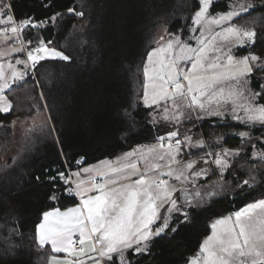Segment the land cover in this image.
Listing matches in <instances>:
<instances>
[{
  "label": "trees",
  "instance_id": "1",
  "mask_svg": "<svg viewBox=\"0 0 264 264\" xmlns=\"http://www.w3.org/2000/svg\"><path fill=\"white\" fill-rule=\"evenodd\" d=\"M253 1L254 7L235 23L254 29L255 43L238 56L264 58V0ZM231 5V0H217L211 12H229ZM10 6L16 22L30 19L37 24L21 32L24 49L50 41L49 47L70 57L40 61L35 77L30 72L8 91L11 110L0 111V156L13 146L15 119L35 110V104H46L52 122L26 133L19 153L1 170L0 264H49L54 253L37 240L43 213L79 203L60 174L69 176L81 159L85 165L114 159L158 140L151 110L143 103L145 64L155 49L157 31L186 32L201 5L197 0H10ZM69 8L84 15L69 13ZM251 80L261 94L258 103L264 105V70L254 69ZM217 124L207 120L197 132L208 141L223 135V146L236 150H242L244 142L234 133L250 131L252 137L264 139V127ZM257 146L264 150V143ZM251 154L249 148L235 159L221 195L204 207H190L187 219L178 218L154 237L147 253L131 251L129 261L189 264L212 234L215 219L264 195V160Z\"/></svg>",
  "mask_w": 264,
  "mask_h": 264
},
{
  "label": "snow or ice",
  "instance_id": "2",
  "mask_svg": "<svg viewBox=\"0 0 264 264\" xmlns=\"http://www.w3.org/2000/svg\"><path fill=\"white\" fill-rule=\"evenodd\" d=\"M197 2L202 6L195 13V22L198 25L202 24L207 31H211V26L231 21L242 12L254 7L249 3L236 4L233 6L232 11L218 16H211L209 8L213 4V0H197ZM10 8L9 4L4 3V0H0V16H6L7 18L6 21L0 20V23L9 22L13 24L10 29H2L3 32L11 31L13 36H17L25 28L37 26L30 19L22 20L19 24H16L13 15L9 14ZM5 9L9 11L6 12ZM68 12L78 16L84 15L83 12L77 13L75 8H69ZM58 15L60 14L57 13L56 16L51 17L52 22H55ZM216 35H221V33H216ZM255 37L256 31L254 29L235 25L223 29L222 33L223 40L228 41L230 38H236L241 43H244L245 40L255 43ZM214 39L215 37H213ZM206 41L207 37L201 39L200 47L194 49L179 39H170L167 41L166 47L154 49L153 54H171L174 51V46H176L179 49V54L169 56L167 60L163 56L159 57L157 61L158 68L151 69V75L149 76L152 81V95L149 97L146 92L145 102L149 98H151L152 104L171 99L173 106L177 107L176 99L187 96L190 98L188 107L195 104L198 108L204 109L205 104L201 102L200 97H207L210 101L216 96H223L226 99L233 100V102L243 99L246 104L237 106L244 107L248 120L264 123V105H255L251 101V97L261 95L260 93H250L249 96H245L243 89L237 91L234 87L229 86L226 92L225 88L220 86L224 81H235L239 84L241 78L247 77L254 71V66L249 62L260 58L249 55L236 60L229 54L226 56L227 65H224L220 62V56L215 55L220 49L211 47ZM28 43L31 44V40ZM50 43V41L47 43L40 41L33 50L28 51V60L32 62L33 67L40 61L49 58L70 59L63 52L49 47ZM13 51H20V49H13ZM209 52L213 53L212 58H209ZM153 54H149V63H152ZM183 60L191 62L190 70L178 69L177 61ZM17 63L21 62L17 61ZM9 67H12V65L10 64ZM259 67L264 70V62ZM2 68L3 66L0 65V78H3L4 75ZM148 73L149 69L145 68V74ZM12 75L13 82L24 78V74L13 72ZM246 86L247 81L245 80L244 88ZM10 87L11 85L7 82L0 84V93ZM0 101H3L0 104V111L9 112L12 105L7 97L0 95ZM167 111L165 109V112ZM236 118L239 119L240 117ZM168 135L169 138H172L176 137L178 133L171 132ZM241 135L246 136L247 133H241ZM188 139V137H185V140ZM160 140L161 142L157 146L149 147L140 153L134 150L126 154V157L135 156L138 160L143 159L145 161L144 173H140L139 178L133 179L131 183L122 184L119 187L111 188L109 191H103L106 184H116L117 180L109 179L107 173H100L105 178V183L93 185V187L100 189L101 195L85 199L82 205L69 208L64 212L59 209L44 212L43 221L38 225L40 245L44 246L50 243L55 252H71L76 255L75 242L72 240V236L78 232L81 237L79 243L82 245L79 249V255L89 256L94 264H101L100 259L91 257L90 254L98 253L99 257H107L108 260H112L114 254H119L122 257L124 250L132 248L133 245H136L135 251L140 252L143 250L139 247L142 242L148 241L154 235L158 236L165 232L169 224L167 218L159 216V207L164 203H169L171 207L168 211H179V209L176 200L172 199L175 189L169 185L167 180L161 177L167 175L174 177L177 181H180L182 177L187 180L188 177H184L183 170H173L171 168L166 173L158 172L155 178L149 175L163 167L156 161L167 158L171 163H177L176 156L179 154L181 141L177 139L173 145L172 143H163V137ZM199 143L202 144L203 141ZM260 155L264 156V153ZM193 163H187L184 166L185 169H191ZM214 163L221 168L228 166L227 161L221 156H217ZM125 170H129L127 174H125ZM85 171H90V169H85ZM110 171L118 174L120 179L129 180L139 173V168L137 163L130 162L123 165L122 168H112ZM205 171V169H201L199 172L192 173V175L198 177L204 174ZM60 175L63 177L64 174L61 173ZM244 183L247 185L248 181H244ZM195 195L199 196L200 193L197 192ZM209 195H215V193H209ZM157 201L160 203L158 204ZM256 209L264 211V199L247 205L244 210L237 212L235 224L228 223L230 217L216 221L212 227L215 229L217 225H221L220 231L214 232L204 241L203 258L193 259L190 264H264V218L247 225L241 223V217L252 220L250 213ZM184 215L187 218V213H184ZM158 219H162L163 223L161 226L156 227L155 231H152L150 226ZM172 230L175 231V229ZM86 242L90 245L87 249L83 247ZM76 264H82V262H76Z\"/></svg>",
  "mask_w": 264,
  "mask_h": 264
},
{
  "label": "rangeland",
  "instance_id": "3",
  "mask_svg": "<svg viewBox=\"0 0 264 264\" xmlns=\"http://www.w3.org/2000/svg\"><path fill=\"white\" fill-rule=\"evenodd\" d=\"M216 1L217 0H213V3ZM6 2L7 1L4 0V3ZM231 2L232 5L230 7V11L233 10V6L236 4H243V3L252 4V2L254 1L231 0ZM6 4H8V2ZM212 5H210L209 8V13L211 16H218L224 14V13L213 14L211 12ZM250 9L251 8H249L248 10ZM246 12H242L241 14ZM239 16L234 17L231 21H225L221 25L211 26V31L205 30L202 24L200 25L196 24L195 17L192 26H190L186 32L182 30L179 34H170L167 32L166 28L159 29L157 31L155 49L166 47L167 41H169L170 39H179L184 44H187L195 49L200 47V40L207 37L206 42L209 43L211 47L220 49V51L216 52L215 55L220 56V62L223 63L224 65H227V59H226L227 55L230 54L234 57V59L239 60L242 58L238 56L239 52L242 49L248 48L252 44L251 41H247V40H245L244 43H241L236 38H230V40L228 41H225L222 38L223 29L232 25L239 27V25L235 23L236 22L235 19L238 18ZM15 23L19 24V22H15ZM12 26L13 24L11 23L5 28H11ZM216 33H221V35H216ZM18 36L19 38H21V32L18 34ZM213 37H215L214 40ZM13 49L22 50L21 42L15 45V47H10V48L0 47V65L3 66L2 71L4 73L3 78H0V84L7 82L9 85H11L10 88H6L3 93H0V95L6 96L8 101H9L8 91L11 90L16 83H19L21 81V80H16L15 82H13V75H12L13 72H16L18 74H24L23 79H25L30 72L34 77L36 76V69L33 72L28 62L24 61L21 58V56H17V54L20 51H13ZM9 52H11V55H9ZM150 54H153V50L151 51ZM178 54H179V49L178 47L174 46V51L171 54L169 53L153 54L152 63H149V59H148L149 56H148L145 64V68L149 69V73L147 75L145 74V89H144L143 103L144 106L148 107L151 110V118H152L151 123L158 128L159 137L155 143L137 146L128 153H131L134 150L137 153H140L141 151L149 147L157 146L161 142L160 140L161 137L164 138L162 142L165 144L172 143L174 145L175 140L177 139L181 141L180 151L179 154L176 156L177 163H171L166 158L165 160H161L164 163L162 165L163 166L162 168L167 169L164 173H166L169 170V168L173 170H183L184 177H188V179L185 180L182 177L180 181H177L174 179V177H169L167 175H163L161 178L165 180V178L163 177H167L166 179L169 182V185L175 189L172 195V199L176 200L177 207L179 209L177 213L179 212L184 216V219H187L189 214L188 213L189 208L187 206L189 204H192V202H189V200L187 199L188 197L187 195L193 192L201 193L207 199L205 201L200 202V204L196 203L197 206L196 208H198V205L201 204L204 207V205L206 206V203L208 202L210 203L212 201L213 197L222 194L220 189H223L224 179L231 170L232 165L237 157H239L245 151H248L249 148H252V154H251L252 159L264 160V156L260 155L261 153H264V150L261 147L257 146L259 142L264 143V139H261V137L259 138L252 137L250 131L234 133L240 135L241 139L244 142L243 149L236 150L223 146V141L225 138L223 135L222 136L220 135L219 137H216L213 140H209L210 141L209 142L203 136H200V134L197 132V128L200 127L205 121L211 120L213 118L217 119V123H218L217 125H224V124L229 125V124L239 123L246 126L262 127L261 125H264V123L248 120V115L245 112L244 107L237 106V105L246 104V101L243 99H239L233 102V100L226 99L223 96H216L214 99L210 101L207 97H200L201 102L205 104L204 109L198 108L195 104H192L191 107H188V105L190 104V98H188L187 96L184 98L176 99L177 107L173 106V101L171 99L163 100L158 104H152L151 98H149V100L145 102V93L147 92L149 97H151L152 95V87H151L152 81L149 79V76L151 75V69L158 68L159 65L157 64V61L159 57L163 56L167 60L169 56H176ZM208 55L209 58H212L213 53L209 52ZM251 55H255V54H251ZM255 56L259 57L258 55ZM259 58H260L259 60L249 62L251 65L254 66V69L260 68L259 65L262 62H264V58L261 57ZM51 59H60V58H51ZM17 61H20L21 63H17ZM177 63L179 70H185V71L190 70V66H191L190 61L183 60V61H177ZM10 64L12 65V67H9ZM251 74H249L247 77L241 78L239 84H237L235 81H224L220 86L224 87L226 92L229 86L234 87L237 91L243 89L245 96H249L250 93H257L252 87ZM245 80L247 81L246 88H244ZM257 100H258V95L251 97L252 103H254L255 105H260ZM2 103L3 101H0V104ZM165 109H167L168 111L165 112ZM233 109H235V111H233ZM236 117H240V118L237 119ZM48 123L52 124L45 103L43 105V108L41 107V105H39V103L35 104V110L31 111L30 113L23 112L21 116L15 119V121L12 124V128H13L12 130L14 135L13 146L7 150L5 155L0 156V175H1V170H3L4 164L9 159L15 157L19 153L22 145L21 143L22 139L25 137L26 133H30V131L41 129L44 127V124L48 125ZM171 132H177L178 135L176 137L169 138L168 134ZM241 133H247V135L244 136L241 135ZM185 137H188L189 139L185 140ZM200 141H203V143L202 144L199 143ZM210 153L212 155H209ZM126 154H123L120 157L114 159H105L103 161H99L89 165H85L84 160L81 159L78 162L79 168H77L75 171H71L69 173V176L67 177L63 175L62 177L63 180L66 183L71 184L70 185L72 190L71 193L73 192L77 196V198L80 199L78 206L82 205L83 200L85 199L101 195V190L93 187V185L105 183V178L102 177L100 173H107L109 179H115V177L119 175L116 173H112L110 170L112 168H122L123 165L130 162L137 163L139 168V173H137L136 176H133L134 177L133 179L139 178V174L144 173L145 161L143 159L138 160L137 157L135 156L126 157ZM217 156L223 157V159L227 161L228 166L221 168L220 166L216 165L214 163V160L217 158ZM205 161H207V163H205ZM189 162H194L193 167L191 169H185L184 166ZM85 169H90V171L86 172ZM201 169H205L206 170L205 173L198 177H193L192 173L199 172ZM128 171L129 170H125V174H127ZM151 176L155 178L156 174H152ZM109 184L110 183L106 184V187ZM249 185H253V184L249 183ZM104 190H106V188ZM209 193H215V195H209ZM208 197L210 198L208 199ZM262 199H264V195L250 204L256 203ZM157 203L159 204L160 202L157 201ZM160 207L163 208L160 217H165L167 218V220L168 217L171 215V212L176 211V210L168 211V209L171 207L169 203H164ZM246 207L247 206H245L244 208H242L237 212H241ZM66 209H62V210H66ZM237 212L222 217L220 219H215L212 222V225L215 224L216 221L218 220L229 217L231 219L228 221V223L235 224ZM184 213H187V218L185 217ZM250 215L252 217V220H249L247 217H241V223L247 225L249 223H254L261 218H264V211H261L260 209H256L253 212H251ZM161 222H163L162 219H158L156 221V224L159 226ZM221 227H222L221 225H217L215 229H213L212 227L211 235H213L214 232L220 231ZM203 246L204 243L202 245L201 251H199V253L195 257L191 258L189 264L193 259L203 258L204 256ZM129 249L124 250L123 256H126V253ZM111 264H113V262H111ZM120 264H132V262L122 260Z\"/></svg>",
  "mask_w": 264,
  "mask_h": 264
},
{
  "label": "crops",
  "instance_id": "4",
  "mask_svg": "<svg viewBox=\"0 0 264 264\" xmlns=\"http://www.w3.org/2000/svg\"><path fill=\"white\" fill-rule=\"evenodd\" d=\"M8 2V4L10 5V0H6ZM6 2V3H7ZM6 12H8L9 10L8 9H5ZM9 14L13 15L12 14V11H11V8H10V12ZM6 16H0V20H6ZM14 22H16V20L14 19ZM9 24L11 23H0V47L2 48H10V47H15V45H17L19 42H21L22 44V50H20V52L17 54V56H21V58L24 60V56H23V47H25L23 45V42L22 40L19 38V36H13V34L11 33V31H8L7 33L3 32L2 29H4L5 27H7ZM10 29V28H8ZM12 34V35H11ZM20 40V41H19ZM17 42V43H16ZM9 55H11V52H9ZM25 61V60H24ZM211 120H216L217 119H211ZM262 127H264V125H261ZM260 127V126H259ZM184 160V159H182ZM158 162V161H157ZM158 163H160L161 165H163L164 163L162 161H159ZM167 169L166 168H161V169H158V171H155L154 173H150L149 175H152V174H157L158 172L160 173H164ZM134 177H131L129 180H123V179H120L119 176H116L115 177V180H117V183L116 184H109L106 188V190L104 191H109L111 188H114V187H117L119 185H122V184H126V183H131V181L133 180ZM165 178V180H167L166 178L167 177H163ZM195 193L197 192H193V193H190L189 195H187V199L189 200V202H192V204H189L187 207L190 208V207H197L196 206V203L200 204V202L202 201H205L207 198L205 196H203L201 193L199 196L195 195ZM210 197H208L209 199ZM79 199V198H78ZM80 201V199H79ZM208 203H206V205H208ZM78 205L76 206H73L71 208H75L77 207ZM205 206V205H204ZM201 208L203 207V205H198V208ZM69 209V208H68ZM162 207H159L158 209V212H159V216L162 212ZM56 210V209H55ZM61 212H64L66 210H62V209H59ZM54 211V210H52ZM181 217H184L182 214H180L179 212L177 213V211H172L171 212V215L168 217V224H172L175 220L174 219H178V218H181ZM43 221V220H42ZM157 221V220H156ZM156 221L154 222L153 225H151V229L152 231H155L156 227H158V225L156 224ZM163 222H161V224L159 226L162 225ZM169 225V226H170ZM89 228H90V224H89ZM156 237L155 235L150 237V239L146 242H142L139 247L141 249H143L142 251L140 252H136L135 251V247L136 245H134L132 248H130L127 253H126V256H122L120 258L119 254H114V259L112 260H108L107 257H104V258H101L99 257V254L98 253H91L90 256L91 257H95L96 259H100L101 260V264H111V262H113L115 259L118 260L119 264L120 262L123 260V261H129V258H128V254L133 251V253L135 255H138V254H143V253H147L148 251V247H149V243L150 241ZM75 239H81L80 237V234L77 232V233H74L73 236H72V240L74 241ZM37 240H38V230H37ZM38 244L40 245L39 243V240H38ZM146 245V247H145ZM41 247H45V246H49L51 248V250L53 251L54 253V256L50 259V262L49 264H65V262H67V264H76V262H82V264H94V261L89 257V256H81L79 255V250H76L77 254L76 255H73L71 252H55L52 247H51V244H47V245H40ZM84 247L87 249L90 247V245L88 244V242L85 243ZM97 247H99V245H97Z\"/></svg>",
  "mask_w": 264,
  "mask_h": 264
},
{
  "label": "built area",
  "instance_id": "5",
  "mask_svg": "<svg viewBox=\"0 0 264 264\" xmlns=\"http://www.w3.org/2000/svg\"><path fill=\"white\" fill-rule=\"evenodd\" d=\"M28 51H31V50L24 49V53H25V56H26V60H27V62H28V64H29L31 70L34 72V70L37 68V66H38L39 63H37L35 67L32 66V62H31L30 60H28V56H27ZM181 82L184 83V81H181ZM173 87H174V86H173ZM79 241H80V239H76V240L74 241V242H75V243H74V248H75L76 250H79V249L82 247V245L79 243ZM83 247H84V246H83Z\"/></svg>",
  "mask_w": 264,
  "mask_h": 264
}]
</instances>
